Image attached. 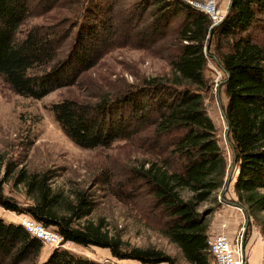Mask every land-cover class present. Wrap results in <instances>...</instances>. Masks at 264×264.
I'll use <instances>...</instances> for the list:
<instances>
[{
    "label": "trees",
    "instance_id": "16d2710c",
    "mask_svg": "<svg viewBox=\"0 0 264 264\" xmlns=\"http://www.w3.org/2000/svg\"><path fill=\"white\" fill-rule=\"evenodd\" d=\"M86 1L70 28L62 20L32 26L21 36L34 6L48 12L59 7V0H0L2 80L16 94L40 99L75 84L116 47L134 45L164 58L170 70L165 75L142 76L135 85L94 101L66 98L49 108L81 148L135 139L141 155L131 169L137 217L175 243L190 264H212L208 227L230 167L205 107L213 90L205 70L210 59H217L228 72L221 87L236 150L234 192L264 239V0H230L216 26L190 0H135L128 6L121 0ZM57 176L51 168L0 162V206L29 215L64 241L107 248L118 259L174 264L154 247L127 250L102 218L87 219L95 209L89 189L64 191L53 185ZM8 180L22 186L25 205L4 194ZM43 245L17 222L0 217V264H101L61 247L41 261Z\"/></svg>",
    "mask_w": 264,
    "mask_h": 264
},
{
    "label": "rangeland",
    "instance_id": "374dc122",
    "mask_svg": "<svg viewBox=\"0 0 264 264\" xmlns=\"http://www.w3.org/2000/svg\"><path fill=\"white\" fill-rule=\"evenodd\" d=\"M102 1L106 4L110 0ZM132 1L135 0H121V3L128 6ZM190 1L202 4L208 2ZM229 2L230 0H215L216 10L225 15ZM58 3L59 7L48 12L43 11L42 7L34 6L20 27V35L32 26L62 20L68 21L66 27L70 28L72 24L69 23L76 21L74 19L87 1L59 0ZM169 72L164 58L132 45L110 50L92 68L82 73L75 84L57 88L40 99L16 94L0 77V162H3V165L23 163L30 170L51 168L58 174L53 184L55 187L64 191L70 188L89 189L95 198V209L87 219L96 221L102 218L109 233L119 236L127 250L135 246L154 247L171 257L174 264H190L175 243L170 242L157 230L146 226L135 213V176L131 169L135 168V157H141L135 151V139L118 140L110 147L81 148L63 133L49 108L52 103L66 98L94 101L98 95L115 94L128 85H135V81L142 76L165 75ZM205 74L213 81L212 94L206 98L205 107L218 129L220 146L231 163L232 151L224 137L226 124L218 103L219 99L223 106L226 101L220 83L225 73L214 58L208 61ZM237 175L238 169L232 175L233 185ZM3 192L21 205L28 202L22 186L13 185L11 180L4 183ZM184 195L188 193L184 192ZM207 204L209 203L203 206ZM223 205L225 204L221 202L216 211ZM203 206L199 209L204 208ZM0 212L5 216L2 219L13 223L17 222L16 214H21L2 206ZM243 223L238 226L234 236L229 237L234 243L237 239L240 250L241 246L243 247V264H251V257L259 254V251L263 257L258 264H264V246L257 252L255 250L256 230L261 233L260 228L250 219L243 234ZM65 242V247L61 248L96 259L101 264H169L166 261L142 263L134 259H118L112 256L107 248L82 247L69 241ZM52 249L43 245L41 255L51 252ZM211 260L212 264H215L213 257Z\"/></svg>",
    "mask_w": 264,
    "mask_h": 264
},
{
    "label": "built area",
    "instance_id": "2783aa9c",
    "mask_svg": "<svg viewBox=\"0 0 264 264\" xmlns=\"http://www.w3.org/2000/svg\"><path fill=\"white\" fill-rule=\"evenodd\" d=\"M193 6L206 10L214 23H219L224 15H221L215 8V0H208L202 4L196 1H189ZM17 223L20 224L29 234L40 239L44 245L52 248L65 247L66 242L63 237L50 228L44 227L27 214H16ZM234 243L225 233H214L210 237L208 251L212 255L215 264H242L241 250L237 239Z\"/></svg>",
    "mask_w": 264,
    "mask_h": 264
},
{
    "label": "crops",
    "instance_id": "0c3cea01",
    "mask_svg": "<svg viewBox=\"0 0 264 264\" xmlns=\"http://www.w3.org/2000/svg\"><path fill=\"white\" fill-rule=\"evenodd\" d=\"M236 169L237 167L235 166L233 173L235 172ZM225 197L226 199H229V200H237L236 194L234 192V187L231 182L225 194ZM0 217H5V216L3 215V213L0 212ZM244 218L245 216L243 212L237 207L227 205V204L223 205L221 209H219L213 214L209 222V227H208L209 238L214 233H219V232L225 233L232 238L238 226L244 222ZM256 236H257V242L255 245V250L257 252L264 246V243L262 239V234L259 232L258 229L256 230ZM49 253L50 252H47V253L45 252L43 255H41V258H40L41 261L44 260ZM262 257H263V254L261 253V251H259V254H257L256 256L253 255L251 257V260H250L251 264H258Z\"/></svg>",
    "mask_w": 264,
    "mask_h": 264
},
{
    "label": "water",
    "instance_id": "95a60500",
    "mask_svg": "<svg viewBox=\"0 0 264 264\" xmlns=\"http://www.w3.org/2000/svg\"><path fill=\"white\" fill-rule=\"evenodd\" d=\"M230 4V2H229ZM228 11V9H227ZM227 11L225 12V14L227 13ZM218 23H214L212 26H216ZM208 43L205 45L204 47V51L207 52L208 50ZM217 63L220 65V63L218 62V60L216 59ZM221 67V65H220ZM222 68V67H221ZM223 72L225 73L226 76H228V72L223 69ZM226 79L222 80L220 83H223ZM218 103H219V108H220V111H221V114L224 118V121H225V124H226V130H225V133H224V137H225V140L226 142L230 145L231 147V151H232V161L230 163V167H229V170L227 172V175H226V178H225V182L222 186V188L220 189L219 191V194H218V199L224 203V204H227V205H231V206H234V207H237L238 209H240L245 218H244V223H243V227H242V233L244 234L249 223H250V216H249V213L248 211L246 210V208L238 201V200H229V199H226L225 198V194L229 188V185H230V182H231V179H232V174H233V171L235 169V166H236V150H235V146L234 144L232 143V141L230 140L229 138V121L225 115V112H224V109H223V106L221 105V102L220 100L218 99ZM242 239H243V235H242ZM241 260H242V264L245 262V257L243 255V247L241 246Z\"/></svg>",
    "mask_w": 264,
    "mask_h": 264
}]
</instances>
